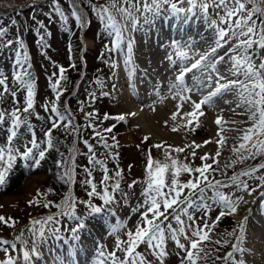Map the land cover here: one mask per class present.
Wrapping results in <instances>:
<instances>
[{"label":"rangeland","instance_id":"1","mask_svg":"<svg viewBox=\"0 0 264 264\" xmlns=\"http://www.w3.org/2000/svg\"><path fill=\"white\" fill-rule=\"evenodd\" d=\"M56 2L68 16L67 21L59 18L57 13L52 12L53 0H0V25L7 29L6 35L0 38V78H6L9 88V93H5L4 88L0 86V95L3 96L0 110H4L7 113L14 107L22 109L25 106L26 87L22 86L19 81H16L15 76L22 72L27 73L28 75H25L24 79L26 82L32 83L35 93L34 107L31 110L35 115L29 116L31 131H29L27 125H21L18 129V137L14 138L12 143L23 151V144L36 139L40 143L41 148L46 150L44 162L41 161L39 166H36L32 160H24L22 157H18L13 162V166L6 178V183L0 186V217H4V220L0 221V240L8 241L7 245L0 244V264H5L15 259H18L21 263L24 262L23 264H30L33 259L40 258V253L43 254L44 258H47L50 246L52 244L59 245V238L62 237L65 231L69 230V228L77 227H80V230H82V219L93 214L89 204L85 202H90L92 205L100 207L101 211L97 214L102 219L100 226L96 229L97 232L95 231L94 236L89 238L91 241L90 248L87 245L83 249V243L75 245L77 253H81L83 249L82 258L80 259L81 264L91 254H93L94 260H102L103 264H112V260L109 259V255L112 253H115L116 258L127 261L129 258L125 252H121L116 247V242H126L128 239L127 232H134V226L140 222V213L134 210L144 199L141 191L146 187L148 181L147 164L149 158L153 161L170 164V160L166 161L164 159V153L167 152L169 157L175 158L182 163H189L194 167L202 166L203 163L207 162L212 164L213 169H216L208 174L209 179H219L227 183L228 177L240 171L248 170L253 166L258 168L260 164L264 163V155L257 154L254 159L246 158L241 161L239 154L235 151L239 147L238 145L243 142L241 138L235 141L236 144L234 142L231 143V152L230 150L225 151L226 153L218 151L220 153L219 156L216 155L217 152L212 148L201 146V144L200 147H195L194 144H198L196 137L202 138L201 134H213L216 127L221 129L227 128L225 122H221L218 125L216 121L213 122L214 115L207 110V106H212V101L204 105L206 109H201L204 113L202 115L203 118L199 113L196 119L192 118L190 134L194 137L192 140L196 141L189 143L183 140L174 141V139L169 138H165L164 140L159 137H152V139L147 135L148 132L143 128V125L141 127L143 123H138L133 118L134 114H132L130 109L122 105L119 99L122 87L118 82V73L123 69V66H127L128 68V63H130L132 58H140V53H143V47L139 43L136 44L138 41H141L146 47L152 48L149 38L155 40L161 38V35L167 34V39L169 36L178 35L180 38L177 39L183 42L184 46L189 47L187 48L189 55L192 52L198 53L199 50L197 48L201 45L206 48L208 47L206 49L208 53L211 47L215 46V42L220 40L218 35L219 27H224L227 31L226 25L216 15V12L219 11L218 9L214 10L212 7H209L208 14L205 15L204 11L199 7L202 0H197V6L191 11H188L191 6L187 3V0H172V2L176 3L178 9L182 8L184 11L170 12L172 15L168 16V9L169 11L172 10L171 3L161 5L158 13L133 10V15L138 20L135 27H133L131 20L125 21L120 12L114 11L115 19L123 30V39L121 40L120 47L117 48L116 29L110 26L107 21L98 19L96 11L87 0H56ZM134 2L142 7V0H134ZM259 2L260 0H255L253 4L247 5V7H255ZM74 4L77 12L87 22L83 28L80 27V23L76 21L75 17L71 15ZM107 4L108 0H91V5L107 6ZM122 6L128 7V5ZM50 12H52L51 15H49ZM23 17H25L23 21L24 27L21 25ZM167 17H171L169 23ZM146 19L147 22H145ZM216 19L217 26L210 22ZM40 23L44 25L43 28L38 27ZM130 35L132 38H128ZM41 36H44L43 45L40 41ZM215 36L216 38H214ZM192 37L193 39H191ZM229 37L230 35L226 36L224 41H220L221 46L217 49V52L209 56V60L215 58V68L219 70L220 74L226 76V72L221 71L220 68L226 64L228 67L230 66L231 61H228V56L235 54L232 53L231 49L238 43V41H234ZM134 38L137 39L136 42H133ZM129 39L132 42L131 51L128 48ZM8 41L11 43H6ZM20 41H23V47H21ZM165 49L169 54L170 51L167 48ZM249 52L250 55L253 52L256 55L258 52L259 56L264 57V49H259L258 45H254L253 49H250ZM18 53L22 57H27L23 62L22 68L16 63ZM226 53L228 56L225 55ZM221 54L224 55L227 62L219 60V55L223 56ZM255 55L252 57H255ZM168 56L173 58L172 62L169 61ZM194 58L195 60L199 59L197 55L195 57L188 56L185 59H180V62L182 65L189 64L188 60L195 62ZM176 59L171 53L166 55V65L172 68L177 64L175 61H178V59ZM112 64H116V67H112ZM60 67L65 68L66 79L60 81L58 91L62 94L60 99L56 101V92L52 90L51 85L59 80ZM203 68L206 69L208 67L205 68L204 66L201 69ZM135 73L138 76L140 75L139 70L136 68ZM212 75L215 76V73H212ZM149 79L151 81L150 77ZM97 80L103 82V89L97 84ZM190 88L193 90L188 93V96L191 94L192 96L193 94L200 95V93L195 94L196 92H193L196 91L195 87ZM170 89V85L165 83V86L161 88L162 93L160 94L162 96L160 98L146 101V99L141 97L143 105L136 101L141 105H139L140 107H148L150 102L148 108L150 110L144 107L143 109L141 108L142 112H144L143 120L147 118V113L150 114L159 107L165 105L172 106L173 96L170 95H175V90L171 89L170 91ZM12 90L17 91L16 98L10 95V91ZM93 91L97 94L96 99H93L89 95ZM101 91L109 92V95H100ZM223 92L225 93V90ZM199 95L194 98L190 96V101L187 100L186 105L192 107V103L201 97ZM219 98L221 99V97H217L215 100L220 101ZM170 101L171 104L167 103ZM52 102H55L58 110L65 116L64 121L56 120V128L52 127V119H54L50 111ZM43 105L49 106L47 111ZM81 107L83 111L80 110ZM66 109L67 111H65ZM167 110H165L166 113ZM89 111L98 114L95 125L96 128L101 130L102 135L109 143V148H104L103 142L100 141L99 137L95 136L93 129L87 127L89 121L85 119V114ZM21 115L27 114L21 113ZM105 115L112 117L124 115L126 119L124 121L116 119L105 121L103 120ZM38 117H42V119H38ZM198 122L200 128L196 127ZM72 125L79 126L80 131L78 133L73 132ZM113 125L115 127L112 133L103 132V129L112 127ZM8 127H10V120L6 115L3 128H0V147L8 146L7 136L9 133L5 130ZM46 131H51L52 133L54 145L52 149L46 148L47 137L44 135ZM196 131L201 134L196 133ZM113 135L116 137L115 141L112 140ZM84 139H87L93 145V152L89 151L87 145L83 142ZM155 144H160L163 147L155 148ZM180 144L181 146H179ZM188 144L193 145V147H189ZM177 147H182L185 151L177 153L175 152V148ZM193 151L196 153L195 157L191 156V152ZM35 152L36 150L34 149ZM210 152H213V154ZM92 155L95 156L96 160L103 161V163H94L91 159ZM202 156H208L209 159L203 161L200 159ZM105 167L108 169L107 175L110 177L107 182V188L109 194L113 197L112 201L107 204L100 198L104 194L103 190L105 188V182L103 181V176L105 175L103 169ZM66 171L71 172V179L68 176H64L61 179V176ZM88 171H91V176L87 174ZM116 171H120L121 177L117 178L115 176ZM195 175L181 173L178 179L183 183ZM261 175H264V169L258 168L256 178L242 177L249 184L248 190H241L235 186L220 189L225 195L237 200L235 212H231L223 206L213 205L212 210L207 215L201 212L195 213L199 217L197 224L203 231L209 234L207 241L199 240L196 237L191 238L192 241L198 243V249H191L190 241L185 235L180 236L181 243H185V248L180 249L166 232V255L163 259L155 255L156 250L148 249L145 244L138 245L136 251L143 255L150 264H189L187 260V252L189 251L196 254L195 264H239L241 260L245 264H249L247 260L249 259L248 255H250L248 250L251 248L250 238L253 239L254 237L252 233H258H255L257 229L253 228L254 222L252 221V216L255 213H251L253 212L252 209L255 208V201L256 206L264 201V182L258 179ZM29 178H36L39 182L36 180L35 185L28 184L26 188H21L22 182H28ZM171 178V171L165 173L166 184L170 183ZM86 180L92 181L97 185V192L100 193V196L88 195L91 185L86 184ZM117 181L121 185L118 190L113 188V184ZM7 183L11 185L12 189L9 188L5 191L4 186L8 185ZM188 191L185 189L183 195H186ZM9 192L15 193L13 198H11V205L2 202L4 197L8 198L10 197L9 195L12 196ZM207 195L213 197L215 193L209 189ZM241 196L243 197L242 201L238 199ZM65 200L68 201L67 204H65ZM208 203H211V201L209 200ZM246 211L248 212L246 213ZM73 212L74 215L65 214ZM221 212L225 214L220 216ZM49 216L54 217V220L47 221V217ZM169 216L171 217V210H169ZM182 218L186 219V217ZM35 221H40V223H34ZM118 221L121 223L117 228ZM171 223L174 228L177 227L174 220ZM206 224L211 225V227L205 228L204 225ZM241 226L245 229L243 243L236 239V236L240 235ZM42 227L44 229L43 237L38 234ZM34 230L36 234H34ZM232 232L236 236L228 235V233ZM190 233L191 230L187 229L188 236H190ZM217 241L220 242L217 243ZM13 244H15V247H12ZM236 244L240 245L241 251H237V248L234 247ZM121 247H123V244H121ZM25 251L29 252L27 258L24 256ZM64 252L70 256L69 245ZM101 252L104 253L103 256ZM228 253L232 254L231 258L228 257ZM259 258L256 257L255 259H258L257 262L259 264H264V257L262 258L259 255ZM132 259L136 264H140L139 257L134 256ZM71 260L68 257V260L66 259L64 262H59L58 264L70 263Z\"/></svg>","mask_w":264,"mask_h":264},{"label":"snow or ice","instance_id":"2","mask_svg":"<svg viewBox=\"0 0 264 264\" xmlns=\"http://www.w3.org/2000/svg\"><path fill=\"white\" fill-rule=\"evenodd\" d=\"M91 7L96 11L98 19L101 21H107L110 26L116 29V47H120L121 40L123 39V30L119 26L113 14L114 11H118L124 17L125 21L131 20L133 27L138 23L137 18L133 15V10L135 11H147L158 13L160 11V6L163 4L171 3L173 11H184V9H178L176 3L172 0H142V7L134 2V0H108L107 6L104 5H91V0H87ZM255 0H202L199 7L204 11L205 15L208 14L209 7L214 10L218 9L216 12L219 20L227 26V31L224 27H219L218 35L220 40L215 42V46L211 47L208 53H196L199 59L191 64L190 67H185L182 69L176 77L177 83H173L170 87L175 90V97H180L181 99L187 101L190 97L187 93H190L193 89L184 87V77L187 72L193 69L200 68L202 65L209 67L210 71L206 77V80L197 81L195 88L200 91L203 88L213 89V75L215 73L216 87L214 90L208 91L206 95L199 102H193V110L188 112L187 115L192 118H196L199 115H204L201 110L202 107L209 102L213 101V98L220 94L223 90H236L237 97L239 99L238 107L247 106V111L250 113L251 119L254 121L253 125L248 128V130L241 137L242 143L235 150L240 156V160L243 161L246 158L254 159L257 154L264 155V61L259 63L254 62L252 56L249 54V50L253 49L254 45H258L259 49H264V0H260L259 4L255 7H247V5L253 4ZM187 3L191 6L188 11H191L197 6V0H187ZM122 5H128L124 7ZM52 12L59 15V18L67 21L68 16L61 9L60 5L53 0ZM49 13V15L52 14ZM75 17L76 21L80 23V27H85L87 23L81 14L76 10L75 4L73 11L71 13ZM147 22V19L145 20ZM211 24L217 25V20H211ZM38 27L43 28L44 25L40 23ZM7 29L0 25V38L6 35ZM238 41V43L231 49L234 55L228 56V61H231L229 68L227 69V76L220 74L219 70L215 68V58L209 60V56L217 52V49L221 46L220 41H223L226 36ZM42 45L44 44V36L40 37ZM6 43H11L10 41ZM131 40L129 39L128 48L131 51ZM21 47H23V41H20ZM46 47V45H44ZM187 52H182L181 56L188 57ZM259 56V53H256ZM27 59L26 56H21L17 54V65L23 67V62ZM169 61H172V57H168ZM220 61H225V57H219ZM227 62V61H225ZM127 63V61H125ZM174 63V62H173ZM112 67H116V64H112ZM65 68H59V80L52 83L51 88L56 92L55 100L58 101L61 96V92L58 91L60 87V81L65 80ZM28 75L27 73H20L15 76V80L19 81L22 86L26 87V99L25 106L21 109L19 107H14L7 113L4 110H0V128H3L6 115L10 120V127L5 129L9 135L7 136L6 147H0V186L6 183V178L13 166V162L18 158L22 157L24 160H32L36 166L40 165V162L45 159L46 150L41 148L40 143L36 139L30 140L27 144H23V151L16 147L12 143L14 138L18 137V129L21 125H27L29 131H31V124L29 122V116L35 115L31 110L34 107V91L33 85L30 82H26L24 77ZM55 75V73H53ZM232 76H236L237 79H231ZM239 76H243L244 79H239ZM97 84L103 89V82L97 80ZM0 86L4 88L5 93H9V88L6 83V78H0ZM10 95L13 98L17 97V91H10ZM89 95L93 98H97L96 92H90ZM100 95L108 96L109 92L101 91ZM174 97V98H175ZM3 96L0 95V103H2ZM47 111L49 106L43 105ZM83 111V108L80 109ZM51 113L54 116L52 119V127L56 128V120L64 121L65 116L56 107L55 102H52ZM67 111V109L65 110ZM27 114V115H21ZM97 113L87 112L85 114V119L88 120L87 127L93 129L96 137L100 138L103 142L104 148H109L110 145L107 140L102 135L100 129L96 128L95 120ZM175 119V117H173ZM42 119V117H38ZM116 119L119 121H124L126 117L124 115H118L112 117L110 115H105L103 120ZM222 117L216 120L217 124H221ZM189 123H192L190 120ZM115 125L109 128L103 129V132L112 133ZM199 127V124L196 125ZM194 130V129H193ZM73 132H79V126L72 125ZM223 131V129H221ZM34 135V133H33ZM44 135L47 137L46 148H53V140L51 131H46ZM112 140L115 141L116 137L113 135ZM90 152H93V145L89 143L87 139L83 141ZM223 143V141H218ZM30 145V146H29ZM155 147L161 148L160 144H156ZM193 147V145H189ZM196 148L200 147L199 144L195 145ZM34 149L36 152L34 153ZM185 149L182 147L175 148V152H184ZM38 154V158H37ZM62 155V154H61ZM217 156L220 155L219 152L216 153ZM191 156L195 157L196 153L191 152ZM91 159L96 164H102L103 161L96 160L95 156L92 155ZM164 159L170 160V164L160 161H153L151 158L148 160V181L146 187L141 191V195L144 197L143 202L134 210L140 213L139 223L135 225V230L127 232V241H117L116 247L121 251L125 252L129 258L127 261L120 260L115 257V253L109 255V259L112 260V264H136L132 259L134 256L139 257L140 264H150V262L139 252L136 251L137 246L140 244L147 245L148 249L156 250L155 255L160 259H163L166 255L165 251V233L167 232L171 240L180 248H185V243H181L180 236L185 235L190 241L191 249H198V243L192 241V237L199 238V240L207 241L209 239V234L197 224L199 217L195 215L196 212H201L207 215L211 210L213 205L223 206L228 208L231 212L236 211L237 200L230 198L225 195L220 189L230 188L235 186L241 190H248L249 184L242 177H254L256 178V173L259 169H264V163L260 164L258 168L253 166L245 171H240L230 177H228V182L225 183L219 179H209V173L215 171L212 164L203 163L202 166L194 167L189 163H182L175 158L169 157L167 152L164 153ZM201 160L207 161L208 156L200 157ZM155 165V168H154ZM105 175L103 176V181L105 182V188L103 190V195L97 192V185L92 181H85L86 184L91 185V190L89 191V196H100L105 204L112 201L113 197L109 194L107 188V182L110 177L107 175L108 169L105 167L103 169ZM171 171L172 178L170 183L165 182V173ZM181 173L196 174L193 178L188 181L181 183L178 177ZM89 176L92 175L91 171L87 173ZM68 176L71 179V172L66 171L61 176ZM115 176L117 178L121 177L120 171H116ZM261 182H264V175L258 177ZM121 185L119 181L113 184L114 189H120ZM189 190L186 195H183L184 190ZM212 190L215 195L210 197L207 195L208 190ZM254 190V189H253ZM198 196V199H197ZM242 200L243 197H239ZM211 203H208V201ZM68 201L65 200V204ZM89 204L92 213H99L101 211L100 207L92 205L90 202H85ZM143 209V210H142ZM163 209V210H162ZM169 210H171V217L169 216ZM191 210V211H190ZM66 215H74L73 213H65ZM225 213L221 212L220 216ZM186 217V219L182 218ZM163 218V219H161ZM4 217H0V221H3ZM54 220V217H47V221ZM174 220L177 227H173L171 221ZM34 223H40V221H35ZM205 228L211 227V225H204ZM187 229L191 230L190 236L187 235ZM75 231V230H73ZM245 229L241 226L240 235L236 236L234 232L228 233L230 236H236V239L243 243ZM34 234L35 230H34ZM39 236L43 237L44 229L43 227L39 231ZM220 241H217L219 243ZM0 244L7 245V240H0ZM123 244V247H121ZM15 247V244L12 245ZM237 251H241L239 244L234 245ZM6 250V249H5ZM103 256L104 253L101 252ZM24 256L27 258L29 252L25 251ZM232 254L228 253V257L231 258ZM187 260L189 264H195L196 254L194 252H187ZM239 264H245L244 261H240Z\"/></svg>","mask_w":264,"mask_h":264},{"label":"bare ground","instance_id":"3","mask_svg":"<svg viewBox=\"0 0 264 264\" xmlns=\"http://www.w3.org/2000/svg\"><path fill=\"white\" fill-rule=\"evenodd\" d=\"M211 8V7H210ZM213 9V8H212ZM218 11V10H217ZM170 12H174L173 9L169 11L168 9V16H171L172 14ZM171 14V15H170ZM205 14V13H204ZM181 16V15H180ZM204 17V16H203ZM171 17H167L168 23ZM217 20V19H216ZM172 22V20H171ZM151 26V25H150ZM164 26V25H163ZM169 26L172 27L171 24H169ZM217 26V25H216ZM224 26V25H223ZM227 27V26H226ZM187 29V28H186ZM199 29V28H198ZM204 29V28H203ZM213 30V29H212ZM211 30V31H212ZM201 31V30H200ZM209 31V32H211ZM173 32V30H172ZM216 32V31H215ZM164 33H166L164 31ZM170 34V33H169ZM166 35L167 34H163L161 35L162 37L159 39H150L151 43L150 45L152 46V48H148L146 47V45H144L141 41H138L136 44H141L142 45V52L140 53V58H136V59H131L130 63H128V68L127 66H123V69H121L118 73V82L120 84L121 88V93L119 94V99L122 103V105H124L125 107H127L128 109H130V111L132 112V114H134L132 117L134 119H136V121L138 123H143L141 124V127L143 125V128L146 130L147 135L149 137H159L160 139H164L165 138H169V139H174L177 141H186V142H195L196 140H192L194 137L190 134V128L191 123H189V121H192V117H189L187 115L188 112L192 111V107H188V105H186V101L181 99L180 97H175V95H170L173 96V104L171 105H165L163 107H159L156 110H154L153 112H149L150 114H148L147 112V118L145 120H143V116H144V112H142L143 107H140L141 105H143L144 103H142L141 99H146L147 100H153V99H157L160 98V96H162L160 93L161 92V88L165 86V83L168 85H172L173 83H177L176 77L179 74V72L184 69L185 67H190L191 64L193 63V61L188 60L189 64H181V60L180 59H185L186 57L181 56L182 52H189L187 48L184 46L183 42H180V40H178L177 38H180L178 35L177 36H169L166 39ZM194 35V34H193ZM196 36V35H195ZM145 37V36H144ZM175 37V38H174ZM128 38H132V36H128ZM140 38V37H139ZM190 38V37H189ZM216 38V36L214 37ZM220 38V37H219ZM230 38V37H229ZM142 39V38H140ZM193 39V37L191 38ZM208 40V39H207ZM210 40V39H209ZM217 40V39H216ZM226 40V39H225ZM136 42L137 39L134 38L133 42ZM178 41V42H177ZM215 41V40H214ZM224 41V40H223ZM235 41V40H234ZM141 42V43H140ZM189 42V41H188ZM211 42V41H210ZM213 42V41H212ZM148 43V42H147ZM191 43V42H190ZM200 43V42H199ZM203 43V42H202ZM205 43V42H204ZM227 43V41H226ZM225 43V44H226ZM233 43V41H232ZM206 44V43H205ZM231 45V44H230ZM149 46V44H148ZM234 46V45H233ZM210 47V46H209ZM167 48L170 52L169 54H173L174 58H177L178 61H175V66L168 67L167 61L165 60V56L169 55L167 50L165 49ZM208 48V47H207ZM206 47H203L202 45L200 47H198L197 49L199 50L198 53H207L208 50ZM194 49V48H193ZM196 49V51H197ZM225 50V49H224ZM222 50V51H224ZM165 51V52H164ZM195 51V52H196ZM227 51V50H226ZM129 52V51H128ZM167 52V53H166ZM231 52V51H230ZM223 53V52H222ZM228 53V52H227ZM233 53V52H232ZM250 53V52H249ZM189 54V53H188ZM219 54V53H218ZM230 54V53H229ZM139 55V54H138ZM223 55V54H221ZM255 52H253L251 54V56H254ZM261 55V54H260ZM129 56V55H128ZM188 56H193L195 57L196 54L194 52L190 53V55ZM224 56V55H223ZM169 57V56H168ZM199 56L197 55V58ZM219 57H221L219 55ZM192 58V57H191ZM254 62L259 63L261 61H264V57L261 56H256L252 57ZM143 59V61H142ZM173 59V58H172ZM176 59V60H177ZM193 59V58H192ZM213 59V58H212ZM211 59V60H212ZM195 60V58H194ZM217 61V60H216ZM227 61V60H226ZM122 62V61H121ZM172 62V61H170ZM218 62V61H217ZM138 63V64H137ZM183 63V62H182ZM218 64V63H217ZM226 64V63H224ZM231 64V63H230ZM229 64V65H230ZM204 67L203 65L201 66V68ZM220 67V66H219ZM135 68L137 70H139L140 75L138 76L135 73ZM156 70H155V69ZM201 68H197V69H193L190 72H187L185 74L184 77V87L186 88H190V87H195V84L197 81L200 80H206L207 75L209 74L208 72L210 71V68H206V69H201ZM228 65H223L220 70L226 72L227 74V69H228ZM138 72V71H137ZM155 72V74H154ZM149 77L151 78V81L149 79ZM138 78V79H137ZM231 79H237L236 76H232ZM239 79L243 80L244 77L243 76H239ZM215 80H216V76H213V89H207V88H203L200 91H193L197 93V95L192 96L189 95V97L191 96V98H194L196 96H201L197 99L196 102H199L203 97V95H206L208 93V91L214 90V88L216 87L215 84ZM161 85V86H160ZM169 89V88H168ZM196 89V88H195ZM173 90V89H172ZM163 91V90H162ZM171 91V89H170ZM164 92V91H163ZM175 92V91H174ZM117 93V92H116ZM169 93V91H168ZM164 95V94H163ZM188 95V93H187ZM159 96V97H158ZM142 97V98H141ZM164 97V96H163ZM175 97V98H174ZM217 97H221L220 101L215 100ZM217 97L213 98L212 101V106L208 107L207 106V110H209L214 116V121H216L217 119H220L221 117L222 122L226 123V129L223 128V131H221V128L216 127L215 131H213V134L210 135H206V134H201L200 132L196 131V133H200L202 138L196 137V139H198L197 143L201 146H205L207 148H212L213 150H215L216 152H227L230 150L231 147V143L238 140V138H241L243 136V134L246 132V130L251 127L254 123V121L251 119L250 113L247 111V106H240L238 107V103H239V99L237 97V91L236 90H225V93L222 91L220 94L217 95ZM164 100V99H163ZM139 102L140 104H138L137 102ZM148 101V102H149ZM156 101V100H155ZM190 101V100H189ZM193 101V99H192ZM145 102V101H144ZM147 102V103H148ZM154 102V101H153ZM160 103V102H159ZM171 104L170 102H167ZM150 104V102H149ZM149 104L148 107H144V108H149ZM140 105V106H139ZM158 106V105H157ZM155 106V107H157ZM171 107V108H170ZM120 108V107H119ZM142 108V109H141ZM170 108V109H169ZM206 107L203 106L202 109ZM118 109V108H117ZM126 109V108H125ZM146 109V111H147ZM168 109V110H167ZM150 110V109H148ZM167 110V113L166 111ZM152 111V110H151ZM118 112V111H117ZM207 112V111H206ZM209 112V113H210ZM125 113V112H124ZM146 115V114H145ZM206 115V114H205ZM175 117V119L173 118ZM198 117V116H197ZM207 117V116H206ZM203 118V116H202ZM210 118V117H209ZM196 119V118H195ZM208 119V118H206ZM201 120V119H199ZM205 120V119H204ZM132 121V119H131ZM207 121V120H206ZM134 122V121H133ZM200 122V121H199ZM198 122V124H199ZM210 122V121H209ZM130 123V122H129ZM139 124V125H140ZM211 124V123H210ZM136 125V124H135ZM202 125V124H201ZM218 125V124H217ZM212 126V124H211ZM229 126V127H228ZM231 126V127H230ZM204 127V126H202ZM200 128V127H199ZM206 128V127H205ZM214 128V127H213ZM141 129V128H140ZM210 130V128H208ZM144 130V131H145ZM198 130V129H197ZM205 130V129H204ZM138 131V130H136ZM201 131V130H200ZM150 132H152L150 134ZM212 132V131H211ZM209 132V133H211ZM145 133V132H144ZM193 133V132H192ZM195 133V132H194ZM189 134V135H187ZM146 135V133H145ZM189 136V137H187ZM146 138V137H145ZM132 139V138H131ZM153 139V138H152ZM147 140V139H146ZM163 140V141H164ZM218 141H223V143H219ZM151 143V142H150ZM163 143V142H162ZM168 143V142H167ZM152 144V143H151ZM185 144V143H184ZM236 144V143H235ZM156 145V144H155ZM176 145V144H175ZM196 145V144H194ZM181 146V144L179 145ZM189 146V144H188ZM239 146V145H238ZM163 147V146H162ZM174 147V146H173ZM152 148V147H151ZM156 148V147H155ZM195 148V147H194ZM193 148V149H194ZM234 148V147H233ZM204 149V148H203ZM214 151V152H215ZM225 152V153H226ZM231 152V150H230ZM211 153V152H210ZM224 153V154H225ZM213 154V152L211 153ZM223 154V153H222ZM231 154V153H230ZM52 161V160H51ZM44 162V161H43ZM54 162V161H53ZM49 163V161H48ZM54 164V163H53ZM30 167V165H29ZM25 168V167H24ZM34 170V169H32ZM30 171V170H29ZM30 173V172H29ZM32 173V172H31ZM16 174V173H15ZM13 177V176H12ZM51 177V176H50ZM36 178L31 179L29 178L28 182H22V187L21 188H26V186L28 184L33 185L36 182ZM46 180V179H45ZM50 180V179H49ZM38 181V180H37ZM39 182V181H38ZM41 183V182H40ZM8 184V183H7ZM15 185V184H14ZM35 185V184H34ZM56 185V184H55ZM54 185V186H55ZM60 187V186H59ZM57 187V188H59ZM5 191L6 189L8 190L9 188L12 189L11 185L8 184L6 186H4ZM35 188V187H34ZM262 189V187H261ZM260 189V190H261ZM259 191V190H258ZM262 192V191H261ZM2 193V192H1ZM11 193V192H9ZM258 193V192H257ZM12 194V193H11ZM28 194V193H27ZM256 194V193H255ZM15 195V193L11 195H9L10 197H4L2 199V202H6L7 204H10L11 202V198H13V196ZM250 195V193H249ZM248 195V196H249ZM256 196V195H254ZM247 197V195H246ZM250 199V198H249ZM245 200V199H244ZM247 200V199H246ZM255 200V199H254ZM242 201V200H241ZM240 201V202H241ZM253 202V201H252ZM15 203V202H14ZM246 203V201H245ZM249 203V202H248ZM258 203V202H257ZM12 204V203H11ZM10 204V205H11ZM244 205V204H243ZM250 205V204H249ZM248 206V205H247ZM251 207V206H250ZM238 208V207H237ZM250 209V208H249ZM248 209V210H249ZM8 210V209H7ZM243 210V209H242ZM241 210V211H242ZM245 211V210H244ZM243 211V212H244ZM252 213L256 215L252 216V221L254 222V226L253 228H255V233L257 234H253L254 237L253 239L250 238L251 242H250V246L251 248L248 250L249 254L248 257L249 259L247 261H249V264H257V260L255 259L256 257L259 258L260 257H264V201L260 202L259 205L257 204L256 206V201H255V208L252 209ZM248 211H246L247 213ZM250 214V213H248ZM247 216V215H246ZM101 217L97 214V213H93L90 214L89 216H87L86 218H83L81 221V229L80 227L77 228H72L67 231H65L62 235L61 238H59V245H54L52 244L50 246V250L48 252V257L44 258L43 254H39L40 258L39 259H33L32 262L30 264H58L59 262H64L66 259L68 260V257H70L72 260L70 263H65V264H81L80 259L82 258L81 255L83 253V249L85 246H89L91 245V241L89 238H92L96 231V229L100 226L101 224ZM120 221L117 222V228L120 225ZM251 227V226H250ZM85 228V229H84ZM101 228V227H100ZM250 229V228H249ZM248 229V232H249ZM75 230V231H73ZM97 232V231H96ZM245 233V232H244ZM247 233V232H246ZM251 234V233H249ZM246 235V234H245ZM251 237V236H250ZM247 238V237H246ZM94 240V239H93ZM248 240V239H247ZM96 241V240H95ZM53 242V241H52ZM246 242V241H244ZM80 243H83L84 245L82 246V252L81 253H77V249L75 245H79ZM42 244V243H41ZM50 245V244H49ZM69 245V251L71 254H69L70 256H68V254H66V248ZM100 245V244H99ZM242 245V244H241ZM104 246V245H103ZM249 246V247H250ZM94 247V246H93ZM91 247V248H93ZM242 247V246H241ZM78 248V247H77ZM100 248V247H99ZM36 249V248H35ZM38 249V248H37ZM49 249V247H48ZM95 250V249H94ZM97 250V249H96ZM100 250V249H99ZM94 252V251H93ZM92 252V253H93ZM95 253V252H94ZM255 253V254H254ZM96 254V253H95ZM253 254V255H252ZM256 254H258L256 256ZM87 255H89L87 253ZM255 255V256H254ZM65 257V258H64ZM35 258V256H34ZM107 259V258H106ZM245 259V258H244ZM260 259V258H259ZM263 260V259H262ZM105 261V260H104ZM246 261V260H245ZM261 261V260H260ZM83 262V261H82ZM264 262V261H263ZM24 263V262H23ZM21 263L18 259L12 260V261H8L5 264H23ZM104 262L102 260H94V256L93 254H91L90 256H87V258L85 259V261L82 264H103ZM28 264V263H27ZM64 264V263H63ZM259 264V263H258Z\"/></svg>","mask_w":264,"mask_h":264},{"label":"trees","instance_id":"4","mask_svg":"<svg viewBox=\"0 0 264 264\" xmlns=\"http://www.w3.org/2000/svg\"><path fill=\"white\" fill-rule=\"evenodd\" d=\"M25 20V17H23L22 19H21V22H22V27H24V23H23V21ZM26 22V21H25ZM78 77V76H77Z\"/></svg>","mask_w":264,"mask_h":264}]
</instances>
